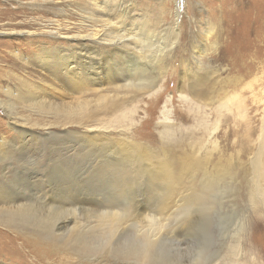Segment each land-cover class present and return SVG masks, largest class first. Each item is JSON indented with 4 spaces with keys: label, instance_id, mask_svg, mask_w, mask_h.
Wrapping results in <instances>:
<instances>
[{
    "label": "rangeland",
    "instance_id": "1",
    "mask_svg": "<svg viewBox=\"0 0 264 264\" xmlns=\"http://www.w3.org/2000/svg\"><path fill=\"white\" fill-rule=\"evenodd\" d=\"M87 1L0 0V193L11 188L15 194L23 193L37 178L47 191L51 176L61 185L55 181V207H62L59 202L66 197L63 207L67 208L70 200L82 209L102 201V206L114 207L113 212L130 211L128 223L124 221L125 226L104 241L97 237L96 220L85 214L78 218V242L108 257L111 250L128 253L126 258L118 256L119 264H264V213L251 216L239 168L236 176H224L215 183V192L210 190L205 204L192 202L183 188L168 201L167 185L159 173V163L168 161L183 174L181 159L192 155L191 147L201 141L219 154L212 155L206 166L209 172L214 164L229 159L238 167L254 155L264 119V0H96L100 10L118 18L126 13L124 26L137 36L139 45L151 44L144 46L143 56L171 47L175 38L176 44L170 52L160 53L156 65L144 60L150 70L146 68L145 80L151 84L141 92H109L106 72L99 69L96 84L81 93L69 92L66 86L56 91L55 99L49 101L55 112L33 106L25 99L39 81L34 63L38 50L54 45L55 54L71 52L75 42L69 36L90 29L88 22L82 24L88 17L82 11L90 7ZM54 20L59 24L52 27ZM86 59L77 58L76 63L86 68L90 61ZM228 82L233 84L227 86ZM220 84L240 101L239 108L218 100L223 97ZM193 91L203 93L200 103ZM99 96L111 100L98 104ZM83 99L89 101L85 119L66 115L68 107ZM45 128L55 136H35ZM246 128L253 134L249 152L241 143ZM202 180L201 170L183 175L185 187L200 189ZM185 200L190 204L186 206ZM61 218L52 217L36 227L51 232ZM150 219L161 222L159 228L149 225ZM24 226V231H30L32 223ZM240 227L242 240L233 258L228 246ZM4 232L0 225V251L20 252L19 241L1 246ZM148 238L154 242L152 262L149 258L140 262L137 255ZM71 239L67 237L62 245L70 248ZM21 251L20 257L13 253L0 257V264H59L62 260L55 256L36 263ZM82 258L74 257L70 264L96 263ZM111 262L105 258L99 264Z\"/></svg>",
    "mask_w": 264,
    "mask_h": 264
},
{
    "label": "bare ground",
    "instance_id": "2",
    "mask_svg": "<svg viewBox=\"0 0 264 264\" xmlns=\"http://www.w3.org/2000/svg\"><path fill=\"white\" fill-rule=\"evenodd\" d=\"M87 2L90 7L88 9L83 7L82 11L84 12V14L86 15L88 14V17L86 16V19L83 18L84 21L82 24H87L85 22H88L89 24H87L86 27H89L90 29H87L86 32H84V34L80 33L69 36V40L75 42L71 46L72 48L71 52H63V54L62 53L55 54L54 45L53 48L52 46L51 48L50 47L48 48L47 46V48L41 47V49L38 50V53L34 58V63L38 70L37 72L39 73L38 75L39 81H37V84L32 85L30 87L32 88L31 91L32 93L29 91L28 92L29 95L25 99L27 101L33 102L34 104L33 106L42 109L45 108L55 112V105L52 106V104H50L49 101L50 99H55L56 91L61 92V90H63L66 86L67 89L70 90L69 92L81 93L84 89H88L90 85L96 84L95 83L96 78L101 74V71L99 69H102L104 72H106L104 81L106 82L108 87H110L109 92L111 90H115L116 92L121 90L122 93L124 94H128L130 92H141L147 89L151 84L145 80L147 78L146 72L147 70H149L148 69L149 65L150 66L154 64L156 65L158 63V58L160 53L170 52L172 47L176 44L175 42L177 38H175L174 43H171V47L168 45L165 46L164 48L157 49L155 52H151V54H149L148 52L146 53L147 54L146 56H143V50H145V47L150 48L151 44L150 45L147 44L148 46L143 45V43L141 46L139 45L141 42L139 41L137 36L133 35L132 30L127 29L124 26L123 17L126 15V13H124V16L123 14L121 16L119 15L120 18H118V15L115 16L111 14V12H106L102 9L100 10L101 7L99 6L98 3H96V0H88ZM51 23H52V27H55V23L59 24V22L55 20L52 21ZM51 30L52 32H54L51 34V37L55 39V28H52ZM90 43L92 44L91 46L93 48L85 47V44L88 45ZM78 50H79V55H77L76 53ZM84 57H88V59L86 60H90L88 61V67L86 66V68L79 67V64L76 63L77 58H84ZM146 59L148 60V64H149L148 66L144 61ZM93 61L96 63L97 66L96 65L94 67L92 66ZM142 62L144 63L142 64ZM101 66L102 67L104 66L103 67L104 69L101 68ZM232 84H233L232 82H228L226 85L229 86ZM220 90H222L223 97L219 98L218 100L224 99L225 105L230 106L232 103V104H236L238 108L240 107V101H238V99H235L236 96L225 92L221 84H220ZM193 94L194 97L197 99L196 101L200 103L203 97V93H197L193 91ZM217 96H218L217 92L215 91V97ZM108 97L109 96H99L98 104H101L105 102L107 99H110ZM83 100L84 101H79L76 106L68 107L66 109L67 110L66 115H68L69 117L79 116L81 121L85 119L88 115L89 101L87 99H83ZM2 104L3 103L0 102L1 107ZM261 123L262 125L260 129V136H259L258 144L254 151L255 153L252 156V158L249 159V162L246 164L239 162L240 160L237 159V162H239L237 164L238 165L237 167L236 165H234V161L232 162L228 159L227 162L225 163L214 164L211 171L210 172L207 171L206 166L212 160L211 159L212 155L213 154L219 155V154L215 153L216 148L214 146H212L211 149L208 148V145L204 146L203 141H201L203 142V144L199 142V143H195L194 147H191L192 155L181 159L182 167L180 168H182L181 170L183 174L177 173L179 167H176L175 169L174 168L175 166L172 162H168V161L160 162L159 173L161 174L162 180L165 181L167 185V191L169 192V196H167L166 199L169 201V198L172 195L173 196L176 195V194L174 195L175 192L177 191L179 192L181 191V188H183L185 192L189 194V197H191L192 202L197 201L200 202V204H205L204 202L206 201L207 197L210 196L209 192L210 190H212L215 183L217 181H220L224 176H227L228 178L236 176L238 174V168H239V174L243 173L242 176L244 180L242 182V188L244 189V194L248 201L247 203L251 207L250 210L252 214L251 216H259L260 214H263L264 213V119L262 120ZM51 130L52 129L45 128L43 129L44 133L39 131V133H36L35 136L38 137H41L42 135L47 137L53 136L55 132H52ZM29 135L32 134H28V136ZM252 136L253 134L252 132H250L249 128L243 130L241 143H243L242 145L243 150L245 148L244 152L250 151L249 143ZM32 140H34V138ZM143 157L147 158L146 154H144ZM54 169L51 170L54 171ZM199 170H201V173L203 174V180L199 183L200 189L199 186L197 187V186L189 185L185 187V185L183 184V175L185 176L192 174L196 175ZM35 174L36 172H32L31 175H35ZM36 177H38L37 174L34 176V178ZM42 177L48 178L49 176L48 177L42 176ZM48 179L50 180V183L48 184L49 189L47 191H46V187H42L40 185L41 180L37 178V180L35 179L36 181L34 180L35 181L34 183H31L32 181L28 183L27 181L28 189L23 188L22 191L23 193L15 194L14 192L15 189L12 188H11L12 190L8 189L7 191L5 190L6 192L3 191L2 193H0V225H2V227L5 228V230L7 231L4 232L6 233L4 234L5 240L1 242L3 243L1 244V246L19 241L20 246L18 250L21 252V253L18 251L9 252V250H3V252L0 251V253H4V255H0V257L3 258L5 257V255H8V253L9 255L14 254V256L20 257V254L23 253L21 250H23L25 255L33 259L36 263H38L39 260H47V259L49 260L53 258L55 259L56 256L58 258H62L63 260V261L61 260L59 264H70V260H74V257L77 258L85 257L88 259L93 258L92 260L96 262L95 264H99L103 262L105 258H109L112 260L111 263L119 264L120 260L118 261V256L122 255V253L120 255L118 254L119 250L118 251L111 250L112 252L111 257H108L107 255L104 256L102 253L101 254L98 253L100 251L86 248V246L83 245V244H87L86 242H83V244L78 242L79 239L75 236V233L78 232L77 230L79 228L78 222L80 219L78 218L82 214H85L96 220L95 229L99 230V234L97 237L98 239H101V241H104L106 240L104 238L111 237V235L117 233L119 229H122V227L125 226L124 221L128 223V220H130V218L132 217L131 216L132 213H130V211L128 210H126L127 212L123 210L122 213H118L117 211L113 212L111 210L114 209V207L106 206V205L102 206V204H104L102 201H100L98 205L96 203H93V205L96 206V207L94 206V208L82 209L75 206L73 204L75 202L70 200L66 204V206H68L67 208V207H63L65 206L63 200L64 199L66 200L67 199L66 197H63V199H61L59 202L60 204H62V207H55V184L57 182V186L60 188L61 185L58 182V178L55 180V177L50 176ZM60 182H62V180ZM183 189L182 191H184ZM214 192L215 191L212 190V194ZM189 201L190 200H185L184 204L186 206L189 205L190 204ZM97 207H101V208H97ZM58 215H60L62 218L61 220L59 219L60 223L57 226V229L52 230L51 232L43 233L41 228H40L41 230L40 232V230L36 227L37 224H39V227H42L40 226V223L44 224L47 220H51L52 217ZM59 220H57V222ZM152 221H153L152 219L148 221L149 225L153 224L154 227L159 228L161 222L153 223ZM28 222H30V224L32 223V226L30 227L31 230L24 231V229L26 228L24 224ZM57 222L55 221L56 224ZM19 226H21V228H18ZM243 230L244 229L240 227L234 232L232 236L233 241L228 246V249L230 251L229 254L233 258L237 255V252L239 251V243L242 240L240 237L241 236L240 233L241 231L243 232ZM77 235H79V232ZM67 237L72 238L71 239L72 241L70 242L69 245L70 248L62 245V242ZM153 243L154 242L149 238L146 241H144V244H142L140 248L142 250L139 251V254L137 253L138 261L146 262L147 259L149 258V261L152 262L151 257L153 254L151 249H153L152 247L154 245ZM90 253H95L100 255L98 257H96V255L92 257L93 255H91ZM133 255L134 254L131 253L130 256ZM122 256L126 258L127 256H129V254L128 253L123 254ZM11 258H15V260H18V257H11ZM12 264L14 263L12 262Z\"/></svg>",
    "mask_w": 264,
    "mask_h": 264
}]
</instances>
